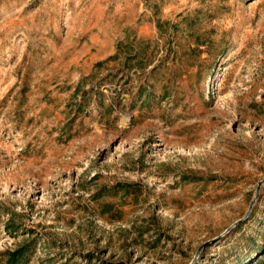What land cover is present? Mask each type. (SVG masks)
Returning a JSON list of instances; mask_svg holds the SVG:
<instances>
[{
  "label": "rangeland",
  "instance_id": "374dc122",
  "mask_svg": "<svg viewBox=\"0 0 264 264\" xmlns=\"http://www.w3.org/2000/svg\"><path fill=\"white\" fill-rule=\"evenodd\" d=\"M264 264V0H0V264Z\"/></svg>",
  "mask_w": 264,
  "mask_h": 264
},
{
  "label": "trees",
  "instance_id": "16d2710c",
  "mask_svg": "<svg viewBox=\"0 0 264 264\" xmlns=\"http://www.w3.org/2000/svg\"><path fill=\"white\" fill-rule=\"evenodd\" d=\"M35 246V240H32L26 244H24L22 247L17 249L16 251L10 253L8 261L9 264H25L28 261L29 255L27 254V251Z\"/></svg>",
  "mask_w": 264,
  "mask_h": 264
}]
</instances>
